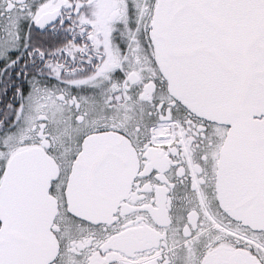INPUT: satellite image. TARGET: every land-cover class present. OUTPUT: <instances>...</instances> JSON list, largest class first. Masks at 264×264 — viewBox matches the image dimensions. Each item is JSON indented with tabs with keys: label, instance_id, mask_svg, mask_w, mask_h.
Instances as JSON below:
<instances>
[{
	"label": "snow or ice",
	"instance_id": "1",
	"mask_svg": "<svg viewBox=\"0 0 264 264\" xmlns=\"http://www.w3.org/2000/svg\"><path fill=\"white\" fill-rule=\"evenodd\" d=\"M0 264H264V0H0Z\"/></svg>",
	"mask_w": 264,
	"mask_h": 264
}]
</instances>
